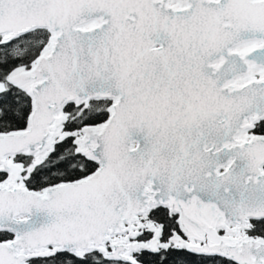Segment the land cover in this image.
<instances>
[{
    "label": "snow or ice",
    "instance_id": "obj_1",
    "mask_svg": "<svg viewBox=\"0 0 264 264\" xmlns=\"http://www.w3.org/2000/svg\"><path fill=\"white\" fill-rule=\"evenodd\" d=\"M0 264H264V0H0Z\"/></svg>",
    "mask_w": 264,
    "mask_h": 264
}]
</instances>
